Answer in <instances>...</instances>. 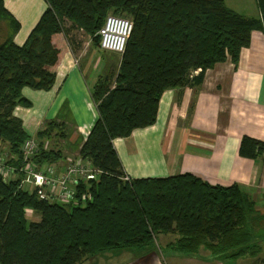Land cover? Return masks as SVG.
Wrapping results in <instances>:
<instances>
[{
	"label": "trees",
	"instance_id": "1",
	"mask_svg": "<svg viewBox=\"0 0 264 264\" xmlns=\"http://www.w3.org/2000/svg\"><path fill=\"white\" fill-rule=\"evenodd\" d=\"M46 1L48 9L19 46L14 37L20 24L0 0V23L11 28L0 42V159L14 169L10 181L0 174V264H83L121 251L141 256L155 251L162 234H178L177 249L186 255L204 249L223 261L264 262L257 245L264 240V214L257 217L248 193L189 174L126 181L114 146L116 139L155 125L167 90L201 86L207 70L228 59L237 65L252 33L264 32V0H256L260 18L245 17L223 0ZM110 14L131 20L133 31L118 74L99 78L92 92L98 119L79 157L98 174L80 183L75 202L50 203L40 198L39 189L23 187V147L31 137L14 113L32 106L23 97L25 88H53L60 57L54 37L76 28L100 47L98 32ZM53 135L68 139L59 122L36 134L40 148L32 160L38 166L65 158L62 149L49 148ZM240 155L257 159L264 155V143L245 137Z\"/></svg>",
	"mask_w": 264,
	"mask_h": 264
},
{
	"label": "crops",
	"instance_id": "2",
	"mask_svg": "<svg viewBox=\"0 0 264 264\" xmlns=\"http://www.w3.org/2000/svg\"><path fill=\"white\" fill-rule=\"evenodd\" d=\"M223 1L245 17L260 18L256 0ZM4 3L20 24L14 42L23 46L49 5L46 0H4ZM59 41L60 35H56L54 44L60 57L53 69L56 73L53 88L50 91L25 88L23 97L32 106H19L14 114L22 120L31 138L49 122L65 126L68 131L65 158L51 165L63 172L79 158L98 119L92 92L99 74L79 63L75 52ZM245 137L264 143V32L261 31L252 33L251 44L242 50L237 65L228 59L207 70L201 86L167 90L160 100L155 125L136 130L128 138L116 139L114 146L132 180L189 174L214 187L236 185L264 213V155L257 159L242 157L240 146ZM123 257H129L128 261L119 264L162 262L155 251L141 256L132 251L106 253L85 262L113 264Z\"/></svg>",
	"mask_w": 264,
	"mask_h": 264
},
{
	"label": "built area",
	"instance_id": "3",
	"mask_svg": "<svg viewBox=\"0 0 264 264\" xmlns=\"http://www.w3.org/2000/svg\"><path fill=\"white\" fill-rule=\"evenodd\" d=\"M132 31L133 22L131 20L119 16H108L98 32L101 50L122 56ZM39 148V143L35 138L27 140L23 147L25 162L21 170L25 174L23 187L31 191L39 189L40 198L50 203L75 202L80 183L96 178L98 172L89 162L80 157L66 166L63 172H58V169L52 168L51 165L38 166L32 159L38 153ZM0 174L3 175L5 181H10L14 176V169L5 166L4 159H0ZM124 180L130 181L131 179L126 175Z\"/></svg>",
	"mask_w": 264,
	"mask_h": 264
},
{
	"label": "rangeland",
	"instance_id": "4",
	"mask_svg": "<svg viewBox=\"0 0 264 264\" xmlns=\"http://www.w3.org/2000/svg\"><path fill=\"white\" fill-rule=\"evenodd\" d=\"M112 15V14H110ZM71 27L69 22H66L64 29L68 30ZM11 28L7 21L0 23V42L4 41L8 36ZM60 41L67 49H72L78 56L79 63L87 67L90 71H94L99 74V78L114 77L118 74L122 57L120 55H114L108 52H104L100 49L98 42H95L94 38L86 34L84 31L79 29H73L69 31L59 33ZM68 132V131H67ZM52 145L49 146L51 149H62L67 146V139L60 141L55 135L52 136ZM259 209V208H258ZM258 212V211H257ZM262 211L258 212L257 217L262 216ZM181 237L178 234H168L158 236L156 242L155 255L162 261L163 264H264V262H258L251 258H239L233 261L220 260L212 256L208 251L204 249L195 255H186L177 249V242ZM263 249V253L260 257L264 260V240L257 244ZM133 255L131 254V257ZM129 257H123L116 259L118 262L113 264H119L128 261ZM259 261V260H257ZM86 263V262H85ZM84 263V264H85ZM160 263V264H161ZM88 264V263H86Z\"/></svg>",
	"mask_w": 264,
	"mask_h": 264
}]
</instances>
